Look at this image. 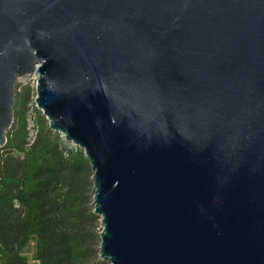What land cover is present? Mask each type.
Masks as SVG:
<instances>
[{
    "label": "water",
    "instance_id": "95a60500",
    "mask_svg": "<svg viewBox=\"0 0 264 264\" xmlns=\"http://www.w3.org/2000/svg\"><path fill=\"white\" fill-rule=\"evenodd\" d=\"M34 76L102 261L264 264V0H0V148Z\"/></svg>",
    "mask_w": 264,
    "mask_h": 264
},
{
    "label": "trees",
    "instance_id": "16d2710c",
    "mask_svg": "<svg viewBox=\"0 0 264 264\" xmlns=\"http://www.w3.org/2000/svg\"><path fill=\"white\" fill-rule=\"evenodd\" d=\"M15 90L0 148V264H108L99 257L88 160L49 131L31 86Z\"/></svg>",
    "mask_w": 264,
    "mask_h": 264
},
{
    "label": "built area",
    "instance_id": "2783aa9c",
    "mask_svg": "<svg viewBox=\"0 0 264 264\" xmlns=\"http://www.w3.org/2000/svg\"><path fill=\"white\" fill-rule=\"evenodd\" d=\"M36 84H37V77L34 76L31 79L20 81V85L16 89H17V91H19L22 86L28 85V86H31L34 89V91H35ZM32 128H33V126L30 124L29 125V130H28L29 131L28 146H31V144L34 142V138H35L34 132L31 131Z\"/></svg>",
    "mask_w": 264,
    "mask_h": 264
}]
</instances>
